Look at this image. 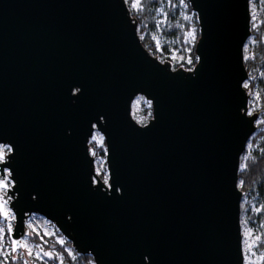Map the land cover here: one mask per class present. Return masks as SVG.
<instances>
[{
	"label": "water",
	"instance_id": "1",
	"mask_svg": "<svg viewBox=\"0 0 264 264\" xmlns=\"http://www.w3.org/2000/svg\"><path fill=\"white\" fill-rule=\"evenodd\" d=\"M187 1L199 30L192 69L150 53L126 0H0L10 241L39 214L94 264H244L238 180L258 118L244 87L250 0ZM138 95L147 122L132 116Z\"/></svg>",
	"mask_w": 264,
	"mask_h": 264
},
{
	"label": "rangeland",
	"instance_id": "2",
	"mask_svg": "<svg viewBox=\"0 0 264 264\" xmlns=\"http://www.w3.org/2000/svg\"><path fill=\"white\" fill-rule=\"evenodd\" d=\"M127 5L134 15H138V10L142 6V0H126ZM133 5H137L134 7ZM170 5V2L168 0H164V2L153 10L152 12V18L154 20L153 27L150 28V32L152 33V38H148L147 40L154 41V43L157 45L158 50L163 52L164 55H168L170 59H168L171 62L172 67H174L175 62L180 56V48L176 43V40L173 39L171 35L166 32V26L168 21V7ZM173 12L172 16H177V18H182L183 20H186L190 24V28L187 31V38L190 41H193L195 37V25L192 23L194 21V12L191 10V12L188 10V4L186 3V0H174V3L172 5ZM196 15V14H195ZM250 16H251V35L249 36L245 47H244V54H247L249 52H252V48L255 46V34L264 31V0H250ZM197 20V17H196ZM138 25V29H139ZM264 34V33H263ZM141 39L144 38V35L140 36ZM245 61V60H244ZM264 65L258 69H255V71H247L248 72V78L244 82L245 84H249V77L258 79L260 75L263 74ZM249 94V100H248V112L250 114L254 112H258V118L255 122L256 130L254 131L251 138L248 140L246 148L244 150V153L241 157V163H240V170L239 172L244 168L245 158L247 154L252 153L256 150H261L260 146L258 144H251L252 137L264 130V114L260 108V89L258 86V83H255L253 87L247 91ZM147 99H145L144 96L138 95L135 97L133 103H132V116L134 119L143 122L144 116L141 115L140 110L142 107L146 104ZM262 136L259 137L258 141L261 140ZM89 145L93 149V155L96 160L95 164V171L98 176L103 175L105 177V181L108 178V172L106 168V146L104 141V136L98 131L95 130L92 137L89 140ZM3 147V153H8V146L2 145ZM104 171V172H103ZM12 184L11 180L9 183V186ZM238 186L242 190L243 195L241 199V214H240V222H241V234H242V247H243V256H244V264H260L261 262V239L258 241L257 237H261L263 231H264V221L261 220V206L262 201L264 198V189L262 192L256 191L255 193H249L247 190H243L242 188V182L238 180ZM6 192V191H5ZM6 208L9 212L8 220H4L0 216V236L4 237V240L0 241V264H2L4 258H5V251L7 250V241H10V238L7 236L8 234V227H12L14 223V214L11 212V210L8 208V205L6 204ZM259 209V211H257ZM29 232L30 234L33 232V234H37L39 236V241H34L30 239V234H27L23 238H27V243L29 246H35V245H41L43 250L45 252L47 251V244L44 239V236H52L57 242L62 241L60 243L61 245H64L66 241H69L65 236L62 235V233L59 232V230L56 228V226L50 222L49 220L45 219L43 216L39 214H31L29 216ZM250 233V234H249ZM41 236H43V241L41 240ZM70 242V241H69ZM66 249L69 250V247L64 245ZM249 246H251L249 250ZM36 251H39V249H36L34 247L32 255H28L26 249L20 248L19 252L14 253V255H19L23 262L27 261L28 264H49L48 258L50 257H43V258H37ZM3 258V259H2ZM57 264H62L60 261L59 256L56 257Z\"/></svg>",
	"mask_w": 264,
	"mask_h": 264
},
{
	"label": "trees",
	"instance_id": "3",
	"mask_svg": "<svg viewBox=\"0 0 264 264\" xmlns=\"http://www.w3.org/2000/svg\"><path fill=\"white\" fill-rule=\"evenodd\" d=\"M170 5L168 7V21L165 27L166 32L176 40L177 45L180 48V56L174 64V68L184 67L186 69H192L195 65L197 58L195 54V43L199 37L198 24L196 20V15L194 14L195 25V37L193 41L188 40L187 31L190 28V24L183 20L182 18H177V16H172L173 3L174 0H168ZM164 0H142V6L138 10V15L132 16L137 20L139 27V35H144L142 38V43L150 51L151 54L160 58V60L165 61L170 59L168 55H164L163 52L158 50L157 45L154 41L147 40L152 38V33L150 28L154 25V20L152 18V12L154 9L159 7ZM188 4V10L191 12V7ZM264 31L255 34V46L252 50V57L244 61L247 71H255V69L261 68L264 65ZM255 83H258L260 89V108L264 114V70L263 74L258 77V79L249 77V84H245V88L249 91ZM141 115L144 116V121H147L152 116V109L149 102L142 107L140 110ZM261 140L258 141L259 137ZM251 144H258L261 150L253 151L247 154L245 158L244 168L239 172V177L242 182L243 190H247L249 193H255L256 191L262 192L264 189V130L255 134L252 137ZM104 172V171H103ZM103 180L105 177L100 176ZM261 220L264 221V198L261 206ZM30 234V232H29ZM9 237V234H7ZM30 239L34 241H39V236L37 234H30ZM47 244L46 248L48 252L52 253V258H48L49 264H57L56 257L59 256L62 264H94L92 256L89 254H78L72 247L69 241H66L64 245L69 247V250L57 242L52 236H44ZM261 249L262 254H264V231L261 235ZM10 251V250H9ZM71 253V254H69ZM16 256L17 259L13 260L11 257ZM3 259V258H2ZM2 264H24L23 259L19 255H14L11 253L7 260H3ZM260 264H264V259L261 260Z\"/></svg>",
	"mask_w": 264,
	"mask_h": 264
},
{
	"label": "snow or ice",
	"instance_id": "4",
	"mask_svg": "<svg viewBox=\"0 0 264 264\" xmlns=\"http://www.w3.org/2000/svg\"><path fill=\"white\" fill-rule=\"evenodd\" d=\"M134 7H136L137 5H133ZM199 59V58H197ZM150 103V102H149ZM12 149L11 148H8V151L10 152ZM4 159V153H3V147L0 146V161H2ZM4 183L3 181H0V184ZM7 185H5V189H6ZM5 204H7V201H5ZM0 207H3V205H0ZM257 211H259V209H257ZM3 215L5 217L8 216V212L5 211L3 213ZM2 231V230H0ZM8 231H11V227H9ZM250 234V233H249ZM261 239V237H257V240L259 241ZM4 240V237L3 236H0V241ZM41 240L43 241V236H41ZM60 243H62V241H59ZM7 250L5 251L4 255H5V260H7L8 256L11 254V253H15L17 252V250L19 248H24L26 249L28 255H32L33 253V250H34V247L36 249H39V251H36V256L37 258H43V257H50L52 255L51 252H45L43 250V248L41 247V245H35L34 247L33 246H29L28 243H27V238H22L21 240L17 241L15 239L11 240V241H7ZM251 246H249V250H250ZM10 250V251H9ZM71 254V253H69ZM13 260H16L17 257L16 256H12L11 257ZM261 259H264V254H261ZM24 264H28L27 261H24Z\"/></svg>",
	"mask_w": 264,
	"mask_h": 264
},
{
	"label": "built area",
	"instance_id": "5",
	"mask_svg": "<svg viewBox=\"0 0 264 264\" xmlns=\"http://www.w3.org/2000/svg\"><path fill=\"white\" fill-rule=\"evenodd\" d=\"M252 57V52H249V53H247V54H244V60H246V59H250ZM147 102H149L148 100H147ZM150 106H151V104H150ZM136 120V119H135ZM136 121H138V120H136ZM148 121V120H147ZM147 121H143V122H147Z\"/></svg>",
	"mask_w": 264,
	"mask_h": 264
}]
</instances>
